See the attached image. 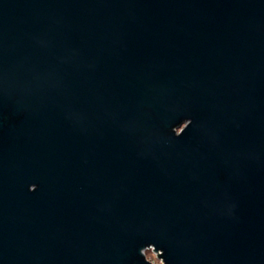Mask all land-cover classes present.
<instances>
[{"label": "water", "instance_id": "obj_1", "mask_svg": "<svg viewBox=\"0 0 264 264\" xmlns=\"http://www.w3.org/2000/svg\"><path fill=\"white\" fill-rule=\"evenodd\" d=\"M264 264V0H0V264Z\"/></svg>", "mask_w": 264, "mask_h": 264}, {"label": "rangeland", "instance_id": "obj_2", "mask_svg": "<svg viewBox=\"0 0 264 264\" xmlns=\"http://www.w3.org/2000/svg\"><path fill=\"white\" fill-rule=\"evenodd\" d=\"M146 255L149 259H154L156 263L158 264H162L161 260L159 258H157V256L155 255V253L153 252V250L151 248L146 249Z\"/></svg>", "mask_w": 264, "mask_h": 264}, {"label": "built area", "instance_id": "obj_3", "mask_svg": "<svg viewBox=\"0 0 264 264\" xmlns=\"http://www.w3.org/2000/svg\"><path fill=\"white\" fill-rule=\"evenodd\" d=\"M151 249H152V248H151ZM154 253H155V252H154ZM155 255L157 256L156 253H155ZM157 258H159V257L157 256ZM159 259H160V258H159ZM150 260H151L153 263H156L154 259H150ZM160 260H161V259H160ZM161 262H162V264H164L162 260H161ZM156 264H158V263H156Z\"/></svg>", "mask_w": 264, "mask_h": 264}]
</instances>
